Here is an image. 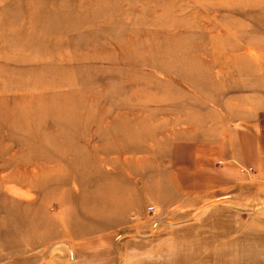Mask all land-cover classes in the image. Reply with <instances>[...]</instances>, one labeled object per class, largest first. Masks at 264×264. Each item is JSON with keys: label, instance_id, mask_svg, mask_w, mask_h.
<instances>
[{"label": "rangeland", "instance_id": "374dc122", "mask_svg": "<svg viewBox=\"0 0 264 264\" xmlns=\"http://www.w3.org/2000/svg\"><path fill=\"white\" fill-rule=\"evenodd\" d=\"M0 264H264V0H0Z\"/></svg>", "mask_w": 264, "mask_h": 264}, {"label": "bare ground", "instance_id": "6f19581e", "mask_svg": "<svg viewBox=\"0 0 264 264\" xmlns=\"http://www.w3.org/2000/svg\"><path fill=\"white\" fill-rule=\"evenodd\" d=\"M38 96H42L43 94H37ZM61 98L56 99L55 97H53L51 94H46L45 97L41 98V100L44 101V103H48L49 106H52L55 102L58 103V105L60 106L62 104V102L60 101Z\"/></svg>", "mask_w": 264, "mask_h": 264}, {"label": "built area", "instance_id": "2783aa9c", "mask_svg": "<svg viewBox=\"0 0 264 264\" xmlns=\"http://www.w3.org/2000/svg\"><path fill=\"white\" fill-rule=\"evenodd\" d=\"M242 171L248 173V172L252 171V168H242ZM149 211L152 212V213H155L157 211L156 206L155 205H150L149 206Z\"/></svg>", "mask_w": 264, "mask_h": 264}, {"label": "crops", "instance_id": "0c3cea01", "mask_svg": "<svg viewBox=\"0 0 264 264\" xmlns=\"http://www.w3.org/2000/svg\"><path fill=\"white\" fill-rule=\"evenodd\" d=\"M128 211V210H127ZM127 211H125V212H127Z\"/></svg>", "mask_w": 264, "mask_h": 264}]
</instances>
